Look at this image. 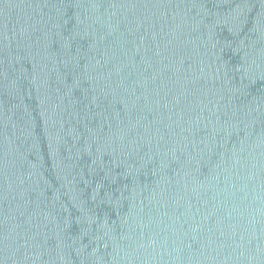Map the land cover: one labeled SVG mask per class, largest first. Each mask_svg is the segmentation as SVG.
I'll list each match as a JSON object with an SVG mask.
<instances>
[{"label": "water", "instance_id": "water-1", "mask_svg": "<svg viewBox=\"0 0 264 264\" xmlns=\"http://www.w3.org/2000/svg\"><path fill=\"white\" fill-rule=\"evenodd\" d=\"M0 264H264V0H0Z\"/></svg>", "mask_w": 264, "mask_h": 264}]
</instances>
